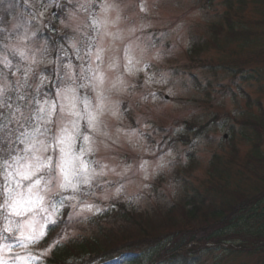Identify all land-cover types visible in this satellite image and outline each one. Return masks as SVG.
<instances>
[{"label":"rangeland","instance_id":"rangeland-1","mask_svg":"<svg viewBox=\"0 0 264 264\" xmlns=\"http://www.w3.org/2000/svg\"><path fill=\"white\" fill-rule=\"evenodd\" d=\"M65 1L69 7L59 19L68 34L63 33V39L56 42L40 36L59 0H6L0 8V30L8 33L0 53V84L18 89L7 92L5 102L24 114L19 123H8L11 109H4L2 115L7 126L0 132V156L7 159L22 152L17 135L34 131L38 121L32 117L37 114L38 105H45L46 110L48 105H56L53 123L39 124L41 130L51 129L49 137L59 131L60 120L70 123L74 119L60 112L69 110L65 105L73 96L81 115H84L82 100H90L95 108L98 98L91 90L95 86V80L91 79L94 73L87 70L99 68L106 77L103 86L106 99L98 132H88L83 120L79 124L81 134L94 141L91 144L94 151L85 156L90 162V172L103 171L105 175L90 179L87 187L80 184L77 193L49 195L51 202L61 209L60 227L66 223L60 236L57 231L48 240L45 237L27 249L16 247L8 251L0 244V260L13 264L16 254L29 253L36 256L32 264H46L55 248L47 256L39 253L62 235L65 239L60 244L88 234L94 229L89 224L92 218L121 204L141 213L149 212L157 219L191 191L210 199L208 196L215 195L220 185L246 195L262 187L256 175L259 172L253 173L256 169L248 157L252 137L247 141L245 135L252 133L248 121L264 126V81L249 75L252 68H233L242 71L234 73L206 68L201 63L247 61L245 67L258 65L261 68L257 70H264V61L258 62L259 56L254 55V50L264 48V29L254 33L252 39L257 42L252 44V50L251 45L241 48L239 41L230 38L224 28L213 30L216 24L225 25L221 0H212L211 5L206 0ZM246 11L241 13L243 18L256 28L255 16ZM232 19L240 18L232 14ZM94 21L102 24L99 30L93 27ZM219 41L218 49L213 44ZM126 49L134 61L135 72L131 76L124 71L128 66ZM98 51L102 52V62L93 63ZM197 58L202 61L197 62ZM113 62L116 71H108ZM140 68L144 71H139ZM118 76L122 83L117 82ZM113 83H117L115 89ZM69 89L72 91L68 92ZM18 95L24 99H17ZM207 122L203 130H198L199 124ZM81 143L77 138L78 149ZM259 150L264 159V133ZM51 154L57 155L54 150ZM214 165L229 170L216 176L212 171ZM60 196L73 199L57 203ZM88 206L98 214H76ZM48 208L51 212V204ZM46 214H37V228ZM174 215L180 219L178 212ZM15 219L8 217L6 221L0 216V234L6 237L3 225ZM30 219L26 217L25 222ZM17 226L9 223V227ZM222 250L205 252L195 264H261L264 259L261 251L225 254Z\"/></svg>","mask_w":264,"mask_h":264},{"label":"trees","instance_id":"trees-1","mask_svg":"<svg viewBox=\"0 0 264 264\" xmlns=\"http://www.w3.org/2000/svg\"><path fill=\"white\" fill-rule=\"evenodd\" d=\"M5 1L0 0V8L6 4ZM211 2L212 0H206L209 5ZM221 4L225 7L222 14L225 25L216 24L212 29L224 28L230 38L239 41L241 48L251 45L252 50V44L257 42L252 39L254 33L264 29V0H221ZM67 7L69 2L59 0V5L51 13L40 37L56 42L63 39L64 34H68L63 31L59 19L64 16ZM244 10H247L246 13L252 11L256 28L249 26L248 20L243 18L245 16L241 13ZM232 14H237L240 19L233 20ZM2 31L0 30V53L4 50L8 34ZM58 31L61 33H57ZM213 45L219 49L220 41ZM194 51L192 49L191 53ZM254 51V55L259 56L258 62L264 61V48ZM196 60L202 61L199 58ZM230 61L201 64L206 65V68H221L225 72L234 73L242 71L233 68H252L249 75L264 81V70H257L260 66L245 67L247 61ZM207 125L208 122L199 124L198 130H203ZM247 125L252 130V133L245 135L247 141L252 137L248 157L254 165L252 167L256 169L253 173L259 172L256 175L262 183L256 193L246 195L233 189L228 191L220 185L216 188L215 195L211 193L208 196L210 199H207L191 191L157 219L150 216L149 212L141 213L132 206L121 204L112 207L92 218L89 224L94 227L93 231L69 238L56 247L52 256L46 259V264H195L200 255L214 248L223 249L225 254L264 252V159L259 150L264 126L257 121H248ZM214 166L212 171L216 176L224 175L229 170ZM177 212L179 220L174 215ZM61 221L63 222L60 220L59 223ZM59 223L46 229L47 240L57 231L60 236L66 223L61 227ZM261 264H264V259Z\"/></svg>","mask_w":264,"mask_h":264},{"label":"snow or ice","instance_id":"snow-or-ice-1","mask_svg":"<svg viewBox=\"0 0 264 264\" xmlns=\"http://www.w3.org/2000/svg\"><path fill=\"white\" fill-rule=\"evenodd\" d=\"M141 11H143V8H141ZM93 27L99 30L102 24L94 21ZM125 51L128 66L125 67L124 71L131 76L135 72L134 61L129 50L126 49ZM20 56L23 57V53H20ZM98 62H102V52L100 51L95 53L93 63ZM8 66L11 67V65ZM145 67L147 66L145 65ZM116 68L117 65L113 62L109 65L108 71L114 72ZM28 71L30 72L31 70L29 69ZM87 71L94 73L91 79L95 80V86L91 90L98 98L95 108L92 107L90 100H82L84 115H81L80 111L76 109L75 97L73 96L70 103L65 105L69 110L64 112L61 109L60 112L61 115L71 116L74 119L70 123L60 120L57 125L59 131L49 137L48 133L51 129L45 127L41 130L39 124L51 125L53 123L52 115L56 111V105H48V110H46L45 105H38V112L32 117L33 120L38 121L34 126V131H24L17 135L16 142L23 146L22 152L13 153L7 159L0 156V216L4 217L6 221L8 217L16 218L4 223L2 233H6L7 236L0 234V244H4L8 251L16 247L27 249L30 246L41 243L47 235L46 229L58 223L61 209L56 206V203L51 202L48 198L49 195L59 196L61 193L69 191L77 193L80 190V184L87 187L90 179L97 175H105L103 171L99 173L90 172V162L85 160V156L90 155L94 151L91 147L94 141L89 135L81 134L79 121H84V126L88 132H98L100 118L104 114L103 100L106 99V96L103 92V86L106 77L99 68H90ZM139 71H144V68H140ZM23 79L26 81L27 76H24ZM148 79L150 80L151 78L149 77ZM117 82L122 83V78L118 76ZM145 83H148V81L146 80ZM23 86L26 85H21V87ZM116 87L117 83H113L112 88L115 89ZM97 89H100V91H97ZM13 90L18 91V89H13L7 84H0V132H3L7 126L4 122L5 117L2 115L5 108L11 109V113L7 118L8 123H19L20 118L24 116L18 107L13 108L12 103L5 102L6 93ZM67 91L71 92L72 90L69 89ZM17 99L22 100L24 97L18 95ZM65 99L67 100L68 97L65 96ZM24 118L26 119L27 117ZM21 128H23L22 124ZM40 137H45L47 143L46 139H40ZM77 138L82 141L79 149L76 145ZM52 150L57 153L56 156L51 154ZM71 199L73 197L60 196V200L57 203ZM49 204H51V212H49ZM73 207H76V205H73ZM83 212L98 214L93 212L91 206L80 208L76 214L79 215ZM38 213H47L43 215V223L39 228L36 227ZM26 217H31V219L25 222ZM9 223L18 226L12 228L9 227ZM64 239L65 237L62 235L46 251L38 255L47 256ZM35 259L36 256L29 253L16 254L13 264H16L17 260L19 264H32ZM0 264H9V261L0 260Z\"/></svg>","mask_w":264,"mask_h":264}]
</instances>
